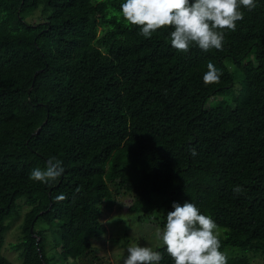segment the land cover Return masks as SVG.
<instances>
[{
    "label": "trees",
    "instance_id": "16d2710c",
    "mask_svg": "<svg viewBox=\"0 0 264 264\" xmlns=\"http://www.w3.org/2000/svg\"><path fill=\"white\" fill-rule=\"evenodd\" d=\"M123 2L0 0V264H14L2 247L17 219L19 264L91 253L118 195L120 212L161 211L160 228L173 202L194 203L221 230L227 264H252L245 252L264 256V0L241 8L222 50L187 53L170 28L139 35ZM209 62L221 76L205 85ZM50 157L61 177L29 179Z\"/></svg>",
    "mask_w": 264,
    "mask_h": 264
},
{
    "label": "clouds",
    "instance_id": "9594fccd",
    "mask_svg": "<svg viewBox=\"0 0 264 264\" xmlns=\"http://www.w3.org/2000/svg\"><path fill=\"white\" fill-rule=\"evenodd\" d=\"M256 0H124L119 14L128 25L137 26L139 35L150 39L158 30L170 28L171 47L187 53L191 47L204 52L222 50L225 33L235 31L237 22L244 19L241 8L252 11ZM221 73L213 63L207 64L203 74L205 85L219 83ZM191 155H197L195 149ZM64 173L62 162L50 157L45 168H34L29 179L43 184L57 181ZM79 188L76 189L78 193ZM232 191L240 195L244 189L237 185ZM56 202L65 196L54 198ZM156 238L162 242L172 264H227L216 234L217 225L211 216L204 215L192 202L172 203ZM123 264H160L161 252L149 246L132 245L127 248Z\"/></svg>",
    "mask_w": 264,
    "mask_h": 264
},
{
    "label": "rangeland",
    "instance_id": "374dc122",
    "mask_svg": "<svg viewBox=\"0 0 264 264\" xmlns=\"http://www.w3.org/2000/svg\"><path fill=\"white\" fill-rule=\"evenodd\" d=\"M40 14L39 9L34 12L29 19ZM127 195L116 196L115 205L111 211L105 210L102 222L105 223L106 232L94 241L93 251L77 259H68L61 263L56 256V263L53 264H123L127 256V248L132 245L140 246H161L162 242L156 238V229L160 228L161 211H155L149 215L141 216L131 212H120L117 205H124ZM22 220L17 219L9 225L5 234V243L2 253L14 264L20 263L18 252L11 247V243L18 240L20 236V225ZM42 223V222H40ZM44 225V224H40ZM46 226V225H44ZM216 234H221L220 229H216ZM46 249L49 254L52 249V238L47 232ZM117 239V241H115ZM228 255H242L243 250L239 248H227ZM252 264H264V256L260 253L245 252Z\"/></svg>",
    "mask_w": 264,
    "mask_h": 264
}]
</instances>
